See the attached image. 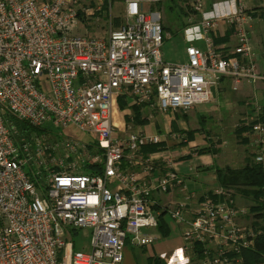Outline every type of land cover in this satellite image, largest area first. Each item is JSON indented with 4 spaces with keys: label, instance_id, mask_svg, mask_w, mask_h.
<instances>
[{
    "label": "built area",
    "instance_id": "1",
    "mask_svg": "<svg viewBox=\"0 0 264 264\" xmlns=\"http://www.w3.org/2000/svg\"><path fill=\"white\" fill-rule=\"evenodd\" d=\"M114 1L124 5L122 24L106 36L80 37L87 20H99L101 6L0 0V264H122L127 241L154 242L141 230L156 229L163 213L181 226L185 264L197 245L198 264H242L241 251L253 248L257 235L241 224L248 209L221 187L213 191L221 200L206 198L194 211L188 197L155 209L154 195L183 181L175 154L161 159L142 149L178 136L132 130L118 103L145 106L153 120L212 103V89L224 79L233 90L264 82L251 18L235 1L206 10L195 0L191 10L200 21L185 31L186 62L174 64L162 56L170 35L161 13L145 10L143 0ZM221 23L233 31L227 51L215 43ZM254 114L249 137L264 169L263 108L256 104ZM71 126L92 139L77 140L65 132ZM78 231L90 233L89 251L73 249Z\"/></svg>",
    "mask_w": 264,
    "mask_h": 264
},
{
    "label": "crops",
    "instance_id": "2",
    "mask_svg": "<svg viewBox=\"0 0 264 264\" xmlns=\"http://www.w3.org/2000/svg\"><path fill=\"white\" fill-rule=\"evenodd\" d=\"M83 1L87 6L92 8L101 6L99 20L97 21L93 19L95 22L99 23L100 21H104L108 24L107 26L109 30L112 28H118L122 24L124 16L123 3L120 2L123 10V15L119 17L121 22L118 26H116L114 20L111 18V13H109V18L107 16L109 0ZM204 1L206 9L207 4L213 8L215 5L227 2L232 3L235 1L237 4V1L241 0ZM261 6L263 5H258V7ZM142 7L145 10H150L145 7L144 0L142 2ZM262 33L263 31L260 30L259 34L261 36L258 38L257 36L254 37V42L252 40L253 48L260 63V69L264 68V37ZM216 39L220 41V43L217 44L220 48L226 49L234 45V38L232 35H229V28L225 27L223 23L219 25V31L216 34L215 40ZM198 45L202 46V43L199 42ZM226 82H228V84H226ZM228 85L231 87L233 94L226 97ZM218 98H224L226 106L221 107L217 105L216 100ZM123 100L128 105V101L125 99ZM256 104L263 108V115L261 119L264 121L263 81L256 84L242 82L238 86L237 90H233L232 81L230 79H224L215 89L213 102L210 103L209 107H196L187 113H183V115H180V112L170 113L166 116L155 114L153 120H148L147 117L149 111L147 107H138L140 108L141 119L144 120V124L136 125L135 113L133 111L134 107H128L126 105L124 109H121L122 111H125V121L131 125L132 130H141L148 134L173 133L178 136L177 141L165 142L164 148H161L156 152L149 153L151 155H158L161 159L167 158L171 152L175 154L174 168L178 171L183 181L180 187L168 194H155L153 197L156 202L154 205L155 209H159L167 205L173 206L179 202L185 201V198L188 197V210L194 211L206 198H212L210 195H213L214 189L219 187V170H239L245 168L246 166L257 164L255 162L257 149L253 146L249 137L250 126L252 119L255 116L254 113ZM207 118L213 119L211 125L207 124ZM189 120H192V122H189ZM173 125L176 126V129H174ZM197 135H199V139H197ZM182 137L187 139V144H183L181 142L180 139ZM201 149H205V152L201 153ZM160 164L162 165L163 163L161 162ZM229 191H231L235 204L239 207H245L249 211V213L241 219V224L246 227H251L257 232L254 228V224L261 223V221L255 219L254 214L250 212L249 207L252 204L251 201L245 199L236 188L230 189ZM190 215L191 214L188 213L187 217L190 218ZM168 218L171 219V222L176 223L169 215L165 214L162 217V220L160 219L159 223H161L156 229H146L151 230L154 233L142 232L145 236H153L154 242L151 245L136 247L127 241L124 249V259L122 264H151V260L155 258H159L165 264H168L166 259H163L162 254H158V251L154 247V243L158 240V238H165L170 234L171 226L168 222ZM161 225L166 232L168 231L167 235H163L160 231ZM177 226L181 232V226L178 224ZM80 235L86 239L88 238L89 240L90 233L88 231H78L76 237H80ZM180 240L182 241V233L180 235ZM89 249L88 243L87 250L85 245L81 249L76 250L89 251ZM174 261H178L179 263H175ZM172 262L173 264H185L184 260L182 261L181 258L173 260Z\"/></svg>",
    "mask_w": 264,
    "mask_h": 264
},
{
    "label": "rangeland",
    "instance_id": "3",
    "mask_svg": "<svg viewBox=\"0 0 264 264\" xmlns=\"http://www.w3.org/2000/svg\"><path fill=\"white\" fill-rule=\"evenodd\" d=\"M145 7L153 11H159L162 16V24L166 29V33L170 35V38L166 40L161 49L163 59L166 62L174 63V64H182L186 62V48L189 46L187 43L185 31L194 25V23H198L200 21V16L192 14L191 5L195 0H144ZM207 4V3H206ZM238 6H242L248 16L251 18L250 22V33L251 39L254 42V37H260V30L263 31L264 37V0H241L237 1ZM258 5H263L258 7ZM174 7L172 10H169L168 7ZM212 7L206 5V10H210ZM109 13H111L112 20L118 19L123 15V10L118 1H111V8H108V18ZM193 20V21H191ZM107 22V21H106ZM108 24L104 21H100L99 23L95 22L93 19H89L86 23L79 28L78 36L80 37H101L106 36L108 34ZM231 35L233 36V31L229 29ZM259 40V39H258ZM231 47L226 48L224 50H229ZM228 81V80H226ZM228 84V82H226ZM231 87L227 86L226 97L232 95ZM216 104L224 107L225 99L218 98L216 100ZM210 104H204L196 107H209ZM194 107V108H196ZM193 108V109H194ZM180 115H183L181 113ZM211 118H207V124H212ZM192 122V120H189ZM66 133L73 135L77 140L80 141H88L92 139V136L80 131L74 126L69 127ZM199 135H197V139H199ZM168 222L170 223L171 230L170 234L165 238H158V240L154 243L155 249L158 251V254H162L163 259H171L172 257L176 260L182 257L183 248V240H180V229L177 224L171 222V219L168 218ZM250 222V221H248ZM144 232H153L151 230L142 229ZM154 233V232H153ZM71 242L75 246L76 249H81L84 245L86 250L88 249V238L82 237H72ZM191 262L189 264H198L196 257L190 255ZM193 260V261H192Z\"/></svg>",
    "mask_w": 264,
    "mask_h": 264
},
{
    "label": "trees",
    "instance_id": "4",
    "mask_svg": "<svg viewBox=\"0 0 264 264\" xmlns=\"http://www.w3.org/2000/svg\"><path fill=\"white\" fill-rule=\"evenodd\" d=\"M174 7H168L169 10H172ZM153 10V9H152ZM115 25L118 26L120 24V19H115ZM164 31H166L165 27ZM232 30V29H231ZM231 35V32H229ZM216 44H219L220 41L217 39L215 40ZM119 108L124 109L127 103L123 100H119ZM133 111L135 113V124L136 125H143L144 120L141 119V112L140 108L134 107ZM15 125L21 131L28 129L27 125L23 122H20L16 119H11ZM174 129H176V126ZM165 144L161 143L159 145H151L146 146L142 149L144 154H149L164 148ZM201 153L205 152V149L200 150ZM96 170H100L97 168ZM218 180H219V187L230 190V189H237L245 199L251 201V206L249 207L250 212L254 214V218L260 220L261 223H255L254 228L257 230V235L254 239V247L251 249H244L240 253V258L242 260V264H264V172L263 167L259 164H253L246 166L243 169L239 170H219L218 171ZM214 200H221L222 198L210 195ZM166 213H163L160 218ZM161 223V222H160ZM159 223V225H160ZM160 227V226H159ZM163 235H167V232L164 230L163 226L161 225V230ZM78 232H72V237L76 236ZM201 246L195 247V252L197 254L196 260L201 257ZM74 249L76 250L75 246ZM151 264H165L159 258H155L151 260Z\"/></svg>",
    "mask_w": 264,
    "mask_h": 264
},
{
    "label": "water",
    "instance_id": "5",
    "mask_svg": "<svg viewBox=\"0 0 264 264\" xmlns=\"http://www.w3.org/2000/svg\"><path fill=\"white\" fill-rule=\"evenodd\" d=\"M214 92H215V89H212V93L214 94Z\"/></svg>",
    "mask_w": 264,
    "mask_h": 264
}]
</instances>
